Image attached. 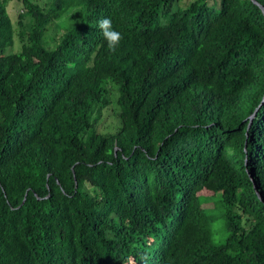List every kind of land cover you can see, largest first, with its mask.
Wrapping results in <instances>:
<instances>
[{"label": "trees", "instance_id": "trees-1", "mask_svg": "<svg viewBox=\"0 0 264 264\" xmlns=\"http://www.w3.org/2000/svg\"><path fill=\"white\" fill-rule=\"evenodd\" d=\"M210 1L0 0V264H264V0Z\"/></svg>", "mask_w": 264, "mask_h": 264}, {"label": "rangeland", "instance_id": "rangeland-1", "mask_svg": "<svg viewBox=\"0 0 264 264\" xmlns=\"http://www.w3.org/2000/svg\"><path fill=\"white\" fill-rule=\"evenodd\" d=\"M211 3H217V6H220V0H211ZM23 6L21 4L18 3V1H12L9 5V12L10 15L12 16V19H14L15 22H17L18 20V15L20 10L22 11ZM76 20H74L73 18V14H69V15H65L59 22L60 24H62V27H67L70 24L74 23ZM55 29L51 30L52 32L55 33ZM21 48V45L18 44V40L16 45H14L13 47H10V50L13 51H18ZM117 96V93L115 94L114 98H113V104L108 107L107 109H104L101 112V115L99 114V118H98V129L102 132H110V131H115L118 127V106L117 103L115 101ZM226 234H216V239L217 240H224Z\"/></svg>", "mask_w": 264, "mask_h": 264}, {"label": "clouds", "instance_id": "clouds-1", "mask_svg": "<svg viewBox=\"0 0 264 264\" xmlns=\"http://www.w3.org/2000/svg\"><path fill=\"white\" fill-rule=\"evenodd\" d=\"M98 29L110 51L115 52L122 40V34L113 28L112 19L105 17L98 22ZM72 67L73 65H68Z\"/></svg>", "mask_w": 264, "mask_h": 264}, {"label": "water", "instance_id": "water-1", "mask_svg": "<svg viewBox=\"0 0 264 264\" xmlns=\"http://www.w3.org/2000/svg\"><path fill=\"white\" fill-rule=\"evenodd\" d=\"M255 3H257L258 5H260L259 4V2L257 1V0H253ZM261 6V8H262V10H263V12H264V6L261 4L260 5ZM264 102V99H263V101H262V103ZM262 103H261V105H262ZM261 105H259L258 107H257V109L255 110V112L251 115V121H250V124H249V128H250V126H251V124H252V122H253V120H254V117H255V115L257 114V112H258V110L260 109V106ZM247 134H248V132H247ZM245 150H247V142H246V146H245ZM251 178H252V180H253V182H254V186H255V189H256V191L258 192V185H257V183L255 182V180L253 179V177L251 176ZM258 194H259V192H258ZM260 195V194H259ZM261 197V196H260Z\"/></svg>", "mask_w": 264, "mask_h": 264}]
</instances>
